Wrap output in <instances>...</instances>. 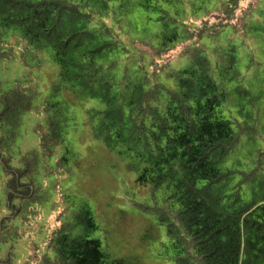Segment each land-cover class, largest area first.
<instances>
[{"label":"trees","instance_id":"trees-1","mask_svg":"<svg viewBox=\"0 0 264 264\" xmlns=\"http://www.w3.org/2000/svg\"><path fill=\"white\" fill-rule=\"evenodd\" d=\"M16 58L27 74L0 81V264L24 247L30 264L122 263L63 188L78 159L67 94L99 100L84 125L148 190L133 202L164 226L162 254L264 264V0H0V60ZM50 59L43 96L29 75ZM28 112L39 149L20 155ZM50 200L41 249L26 240Z\"/></svg>","mask_w":264,"mask_h":264},{"label":"rangeland","instance_id":"rangeland-1","mask_svg":"<svg viewBox=\"0 0 264 264\" xmlns=\"http://www.w3.org/2000/svg\"><path fill=\"white\" fill-rule=\"evenodd\" d=\"M58 70L51 59L40 70L31 68L29 77L34 79L32 81L43 96L48 95ZM27 71L28 67L19 58L0 60V81L7 82V86L23 79ZM71 95L67 94L66 97L71 104V111L75 112L77 125L75 129L69 130L67 145L78 153V159L71 163L73 175L63 183V188L70 189L69 193L74 196L71 200L73 205L82 198L91 207L98 223V229L92 237L102 241L103 249L112 258L122 260L120 264H175L168 255L162 254L161 243L167 240L164 226L157 224L154 214L144 211L133 202L149 200L148 190L136 183V174L127 172L122 160L92 138L84 125L85 110L100 106L99 100L78 102ZM38 119L35 112H28L24 116L16 145L20 155L39 149V137L34 131ZM2 180L0 174V184ZM48 205L44 208L43 218L42 214L37 218L39 224L31 225L32 230L26 240L29 245L34 243L41 249H45L43 241L47 228L56 223V213H49L52 212L53 201L50 200ZM25 248H22L23 252L16 264H30L27 263Z\"/></svg>","mask_w":264,"mask_h":264}]
</instances>
